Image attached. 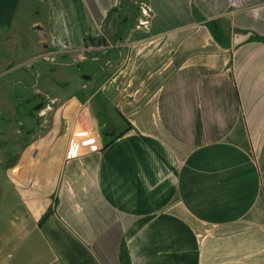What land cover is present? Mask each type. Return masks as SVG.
<instances>
[{
	"label": "crops",
	"instance_id": "0c3cea01",
	"mask_svg": "<svg viewBox=\"0 0 264 264\" xmlns=\"http://www.w3.org/2000/svg\"><path fill=\"white\" fill-rule=\"evenodd\" d=\"M0 264H264V0H0Z\"/></svg>",
	"mask_w": 264,
	"mask_h": 264
},
{
	"label": "built area",
	"instance_id": "2783aa9c",
	"mask_svg": "<svg viewBox=\"0 0 264 264\" xmlns=\"http://www.w3.org/2000/svg\"><path fill=\"white\" fill-rule=\"evenodd\" d=\"M142 13L147 17L149 14V8L144 6V8L141 7ZM147 19H143L140 21V24L146 25ZM94 139L89 136L85 140H81L78 136H72L69 139L68 146L66 149V156L67 157H74L78 155L83 150H90L95 149L96 146L94 145ZM83 146H85V149H83Z\"/></svg>",
	"mask_w": 264,
	"mask_h": 264
},
{
	"label": "rangeland",
	"instance_id": "374dc122",
	"mask_svg": "<svg viewBox=\"0 0 264 264\" xmlns=\"http://www.w3.org/2000/svg\"><path fill=\"white\" fill-rule=\"evenodd\" d=\"M128 13H132V14H135L137 12V7L136 5H131V8L129 9V11H127ZM126 13V12H125ZM132 22L129 21L127 24H130ZM44 103L43 102H40V103H37L34 107L35 110L39 109ZM38 123L40 122L39 119H37Z\"/></svg>",
	"mask_w": 264,
	"mask_h": 264
},
{
	"label": "trees",
	"instance_id": "16d2710c",
	"mask_svg": "<svg viewBox=\"0 0 264 264\" xmlns=\"http://www.w3.org/2000/svg\"><path fill=\"white\" fill-rule=\"evenodd\" d=\"M50 211V210H49Z\"/></svg>",
	"mask_w": 264,
	"mask_h": 264
}]
</instances>
